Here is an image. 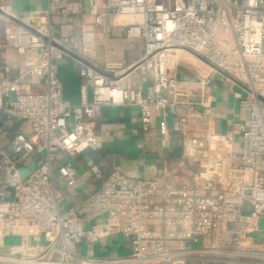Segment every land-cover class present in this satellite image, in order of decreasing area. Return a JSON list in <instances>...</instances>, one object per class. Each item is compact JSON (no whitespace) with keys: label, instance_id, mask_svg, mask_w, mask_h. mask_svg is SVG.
I'll list each match as a JSON object with an SVG mask.
<instances>
[{"label":"built area","instance_id":"2783aa9c","mask_svg":"<svg viewBox=\"0 0 264 264\" xmlns=\"http://www.w3.org/2000/svg\"><path fill=\"white\" fill-rule=\"evenodd\" d=\"M5 1L7 36L25 65L0 72V264H264V240L253 235L264 219V0H48L44 11L20 14ZM108 16L144 42L140 58L98 62ZM65 58L78 66V103L63 94ZM134 72L153 75L145 91L130 81ZM216 74L238 88L248 114L224 133L206 93ZM105 106L138 107L143 134L157 113L161 145L181 135L200 168L181 164L147 179L105 176L92 164L85 173L100 184L77 210L68 202L74 159L98 148ZM199 120L208 121L202 149ZM14 235L21 243L6 244ZM115 235L125 238L117 254L83 253Z\"/></svg>","mask_w":264,"mask_h":264},{"label":"crops","instance_id":"0c3cea01","mask_svg":"<svg viewBox=\"0 0 264 264\" xmlns=\"http://www.w3.org/2000/svg\"><path fill=\"white\" fill-rule=\"evenodd\" d=\"M7 11L20 14L44 11L48 7V0H6ZM8 15L0 13V72L8 66L14 74L25 65V58L18 53L14 43L7 36ZM58 23V19H54ZM81 18L72 16L69 21L79 25ZM122 22V18L108 16L105 24L98 28L96 57L100 64L109 60H121L131 63L143 54L144 42L139 39L128 38L114 26ZM79 42V41H78ZM79 44V43H78ZM60 77L63 85L64 97L71 102L80 101L81 78L76 62L71 58L59 62ZM181 76H193V70H180ZM216 83L206 91L212 102V124L219 133L228 130L238 119H247V112L240 107L239 98L235 95L238 88L223 77L216 74ZM130 81L146 90L147 84L153 82V75L147 78L140 72L129 76ZM33 90H40V85L32 84ZM159 116L155 117V124L150 134H143L139 124V109L136 106H105L97 118L98 148L86 150L74 159L77 169L76 186L68 190V202H80L87 195L95 191L100 181L93 176L86 175V170L92 164H99L105 176L115 170L121 171L129 177H145L151 179L164 170L174 169L178 165H186L191 169H199L200 162L184 153L181 135L172 134L171 143L163 147L160 143L158 130ZM198 132L201 135L197 148H204L208 144L205 138L208 127L207 120H199ZM236 149L239 150L238 144ZM66 156V155H65ZM62 158H66V157ZM264 164V160H260ZM260 241L264 240V219L259 221V229L253 234ZM11 244H20L21 236H8ZM109 241L90 243L84 250L90 254H105Z\"/></svg>","mask_w":264,"mask_h":264},{"label":"rangeland","instance_id":"374dc122","mask_svg":"<svg viewBox=\"0 0 264 264\" xmlns=\"http://www.w3.org/2000/svg\"><path fill=\"white\" fill-rule=\"evenodd\" d=\"M78 41H79V37H78ZM44 88L42 87L40 90H43ZM27 169H28V167L27 166H24V167H22V173H25L26 171H27ZM59 185H61V180L59 179ZM70 204L72 205V206H74L77 210H78V208H79V202H77V201H75V202H70ZM125 240V238L122 236V235H115V236H113V238H112V243H109L107 246H106V250H107V254H117L118 253V250H117V244L119 243V242H122V241H124ZM45 240L43 239V241L42 242H44ZM12 242L9 240V239H7L6 240V244H11ZM124 252L125 253H128L129 252V248L128 247H126V249L124 250ZM124 252H121V253H124ZM83 253H85V254H90V252H87V251H83ZM189 264H197V263H189ZM204 264H208V263H204Z\"/></svg>","mask_w":264,"mask_h":264}]
</instances>
